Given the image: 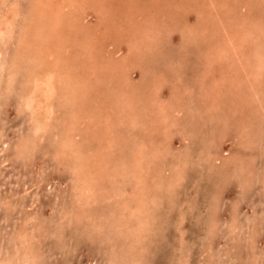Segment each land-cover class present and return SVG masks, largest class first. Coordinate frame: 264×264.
<instances>
[{
	"label": "rangeland",
	"instance_id": "obj_1",
	"mask_svg": "<svg viewBox=\"0 0 264 264\" xmlns=\"http://www.w3.org/2000/svg\"><path fill=\"white\" fill-rule=\"evenodd\" d=\"M12 1L19 3L18 12L21 11V13L14 17L16 22L14 21L15 25H12L13 30H11L10 36H6L3 40L0 38V72L2 71V74L0 73L2 76H0V250H2L0 251V264H7L8 262V264H264V68L261 75L258 70V66L264 62V0H114V2L113 0H85L84 2L79 0V3L73 2L74 4L70 0H39L41 4L37 8L32 4L34 0H20V2L19 0H0V12H4L11 17L8 7ZM68 6L71 11L72 8L76 9L73 10L78 14L73 18L71 17L69 24L67 23L68 17H66L69 15L67 12L70 11L69 8H66ZM136 6H138V9ZM62 7H65V9ZM142 7L146 8L143 9ZM32 8H36L34 10L36 14L33 12L31 14L27 13ZM53 8L54 10H52ZM140 13L147 16L143 17ZM81 14L85 15L84 19L86 20L82 24L86 22L90 28L86 24L80 25L79 22H73L77 21ZM33 15H37L40 20L32 21ZM219 16L222 18L218 19ZM53 19L57 21L54 22ZM173 19L174 21H172ZM52 20L54 23H52ZM176 20L177 22H175ZM47 21H49V24ZM183 21L186 22L182 23ZM112 22L114 23L112 24ZM30 23L34 24V27L30 26ZM257 23L259 26L256 25ZM54 25H57L58 28L57 26L52 27ZM91 26L94 27V31L96 29L97 34L92 33ZM171 26L175 28H173L174 31L170 28ZM31 27L33 29H30ZM49 27L52 29H49ZM185 27L186 29H184ZM131 28L133 29L131 30ZM190 28H193L192 31ZM102 30L104 33H102ZM22 31L24 34L26 33V46H28L29 51H26L27 58L25 60L18 61L16 67L19 71L16 72L18 75H15L11 73L9 67ZM171 32L172 34H170ZM44 33L48 38L52 37V43L55 45L51 44L49 47L54 53L49 52L48 57L43 56L45 59L43 62H36V56L34 55L37 50L35 51V49L39 47V44L43 45L44 43V46L41 45L38 48L44 51L45 43L50 39H45ZM150 33L153 34L154 39H151L153 37ZM68 35L69 37H67ZM141 35L142 39L140 38ZM143 35L151 37L148 38ZM40 36L41 38H39ZM161 36L164 38L163 40ZM97 38L99 39L96 40ZM184 38L188 39L185 40ZM87 39L89 42H85ZM55 40H58V42ZM56 42L59 47L56 46ZM79 43L83 44L80 45ZM86 43L88 46H84ZM233 43L234 45H232ZM154 45L158 46L156 50ZM143 47H147L148 51H146L147 48ZM85 48L89 50L92 48L91 52L88 49L86 50L92 55L84 51ZM59 50H61V53ZM78 50L80 52L82 50L83 54H80ZM129 50L131 51L129 52ZM255 50L260 53L255 55L253 53ZM93 51L96 54H94L95 56ZM152 52L154 53L152 54ZM76 53L77 55H75ZM78 53L83 56H79ZM148 55H150V58L147 57ZM204 55L205 57H203ZM58 56H60V60ZM64 56H68L69 60ZM156 56L158 59H156ZM61 57H64V60L62 59L64 62L61 61ZM93 57L96 59V63L92 59ZM200 59L203 61H199ZM4 60L5 62H3ZM75 61L77 62L75 63ZM53 63L59 65L60 71L64 72L63 76L68 79L67 81L71 77L72 80L70 81L75 83L77 79L80 78L79 81H81L82 78L85 86L80 87L78 90L79 99H75L70 87L62 89L60 88L61 85H57V93H61H56L55 98L57 100H52L53 104L57 105H55V114L51 117L49 130L38 133V137L35 139L32 138V135H34L33 119H39V117L42 119L43 115L32 118L33 115L36 117V113H33L35 112L33 106L25 105L26 98L29 95L27 93L32 89L31 82L26 83L25 81L30 80L35 72L38 73L42 70L40 73L44 74L43 71L51 68ZM108 63L110 65L114 64L115 67L110 66ZM20 68L23 70L21 69V71ZM24 70L25 73H23ZM27 71L34 72H30V74ZM123 71L132 77V84L130 85L134 87V91L127 92L125 95L120 91L123 90L121 84H118L120 81L125 82L124 75L126 74ZM6 73L11 75L8 76ZM26 73L30 76H26ZM66 75L69 77H66ZM37 76L40 78L39 73ZM213 77L218 78H215V80ZM8 78L13 81L11 82ZM232 78H236L233 79L236 81H231ZM99 79L101 84L98 83ZM160 80L162 81L161 84L157 83ZM190 80L192 81L190 82ZM240 80H243L244 83ZM249 81H251V84L246 85ZM156 83L160 85L158 86ZM175 84L181 85L178 87ZM188 85H190V88ZM113 86L114 89H111ZM248 87L253 88V90ZM110 92H112L111 95ZM157 92L162 99L156 100L155 104L158 108L159 106L164 107V114L161 113L162 108L158 109L155 108L156 105H153L154 100L157 99L153 95ZM8 95L9 98H6ZM107 95L109 96L107 97ZM140 96L143 98L142 100ZM253 96L256 99L259 98L257 99L259 101ZM122 98L125 100H121L120 104L119 100ZM66 99H69V101H66ZM253 99L257 102H254ZM142 101L144 105L140 103ZM160 101L161 103H159ZM135 102H139L138 107L137 104L133 106ZM162 102H165V106ZM171 104H174L172 107H176L174 109L179 112L172 113L170 111ZM206 104L208 105L206 106ZM212 104H215V111ZM181 106L185 107L181 108ZM42 107L39 108L40 111L35 109L38 113L43 114L44 107ZM133 107L138 111L135 108L133 111L128 110L129 108L133 109ZM232 107L235 108L232 110ZM79 109L80 111H78ZM152 110L154 115L151 113ZM86 111H92L95 114L97 112L98 114L95 115L92 112L87 114ZM137 112H140L141 115ZM69 113H75V117H77V120L75 117L71 119H75V132L70 131L72 135L67 139V151L63 147L66 154L60 152L61 156L58 158L55 157L54 150L59 147L60 142L55 134L65 129ZM109 114H111L112 119ZM159 115L162 117L166 115L168 118H165L168 120L165 118L160 120ZM82 117L84 120L81 119ZM113 117L118 118H115V120ZM120 117L121 120H119ZM94 118H98V120ZM155 118L157 121H155ZM170 119L173 121V125L170 123ZM146 120L149 121L146 122ZM221 121L224 123H220ZM141 122L143 123L141 124ZM154 122H158V124ZM225 123H228V127ZM139 124L142 128L139 126L138 129ZM91 127L93 128L91 129ZM163 127L167 128L163 130ZM109 128L110 130H108ZM95 132L97 133L95 134ZM159 133L163 136L160 137ZM117 134L118 136H116ZM132 137H134V140ZM79 138H82L81 141ZM126 138L130 141L128 142ZM18 141L25 144L26 148L23 149V145H20ZM30 142L34 143L30 144ZM56 142L58 143L56 144ZM124 142L126 144H123ZM213 143L214 145H212ZM186 150L189 152H186ZM19 152L23 155L21 156ZM132 153L133 155H131ZM201 155L204 156V159L200 157ZM64 166L65 169H63ZM116 175L117 177H115ZM215 182H218V185ZM110 184L115 186L110 188ZM76 185L81 186L76 187ZM173 185L175 186L173 187ZM131 191L132 193H130ZM140 193H143L144 196H141ZM123 194L125 199L122 197ZM88 195H91L94 199ZM2 199L7 202L4 203L5 200ZM126 199H130L129 202ZM87 204L88 206H86ZM138 205H140V209ZM154 205L155 207H153ZM115 206H117L116 209ZM120 209L122 210L120 211ZM149 222L150 224H148ZM134 224H137V229ZM58 234L60 236H57ZM8 237L9 239H7ZM6 242L7 245L4 247ZM124 242H126V245H122ZM112 247H115V249L111 250ZM24 249L28 254L24 252ZM111 251L115 253H113L114 256ZM18 253H21V255L19 254L20 257L17 256ZM22 253H25L26 257ZM117 253L118 255H116ZM2 256L4 258H1ZM16 259L22 260H18V262Z\"/></svg>",
	"mask_w": 264,
	"mask_h": 264
},
{
	"label": "bare ground",
	"instance_id": "obj_2",
	"mask_svg": "<svg viewBox=\"0 0 264 264\" xmlns=\"http://www.w3.org/2000/svg\"><path fill=\"white\" fill-rule=\"evenodd\" d=\"M31 1V0H30ZM62 1V0H61ZM67 1V0H66ZM71 2H72V4H74V3H79L78 1L79 0H70ZM85 0H82V2H84ZM143 1V0H142ZM145 1V0H144ZM19 2H20V0H19ZM29 2V1H28ZM54 2V1H53ZM65 2V1H64ZM70 2V3H71ZM74 2V3H73ZM81 2V1H80ZM113 2H114V0H113ZM30 3V2H29ZM28 3V4H29ZM61 3V2H60ZM67 3V2H66ZM111 3V2H110ZM139 3H140V1H139ZM144 3H146V2H144ZM143 3V4H144ZM1 4V3H0ZM32 4L33 5H35V7L37 8L41 3L39 2V0H34L33 2H32ZM101 4V3H100ZM43 5V4H42ZM68 5H69V3H68ZM83 5V4H82ZM81 5V6H82ZM119 5V4H118ZM146 5V4H145ZM2 6V5H1ZM4 6V5H3ZM24 6V5H23ZM154 6V5H153ZM217 6H218V3H217ZM52 7H54V6H52ZM137 7V9H138V6H136ZM31 8V7H30ZM35 8V9H36ZM62 8H64L65 9V7H62ZM66 8H69V6L68 7H66ZM140 8V7H139ZM143 8V7H142ZM144 8H146V7H144ZM143 8V9H144ZM221 8V7H220ZM8 9H9V12H10V14L12 15L11 17L10 16H7L4 12H0V38H2V40L6 37V36H10V33H11V30H13V26L12 25H15V23H14V21H15V16H18L17 14H20L21 13V11H20V13L18 12L19 11V3H17V2H14V1H12L11 2V4H10V6L8 7ZM27 9H29V8H27ZM33 9V8H32ZM30 9L29 10V12L27 11V10H25V11H27V13H29V14H31L32 12L33 13H35V9ZM42 9H44V8H42ZM63 9V10H64ZM74 8H72V11L70 10V8H69V10L70 11H68L67 12V14H69V15H67L66 17H68V21H67V23L68 22H70L69 20L71 19V17L73 18V16H76V15H78L77 14V12L75 11L74 12V10H76V9H74ZM119 9V8H118ZM217 9V8H216ZM52 10H54V8L52 9ZM87 10V9H86ZM100 10V9H99ZM120 10V9H119ZM24 11V12H25ZM42 11V10H41ZM48 11V10H47ZM58 11V10H57ZM67 11V10H66ZM118 11V10H117ZM139 11H141V10H139ZM18 12V13H17ZM51 12V11H50ZM49 12V13H50ZM86 12V11H85ZM163 12V11H162ZM222 12H224V11H222ZM26 13V14H27ZM61 13V12H60ZM63 13V12H62ZM117 13V12H116ZM167 13V12H166ZM36 14V13H35ZM55 14V13H54ZM141 14V13H140ZM210 14V13H209ZM222 14V13H221ZM45 15V14H44ZM142 15V14H141ZM228 15V14H227ZM226 15V16H227ZM236 15V14H235ZM32 16V15H31ZM61 16V15H60ZM84 16L85 15H83V14H81V16H79L80 18L77 20V21H73L74 23H77V22H79L80 23V25H84V24H86V22H84V24H82V22L85 20L84 19ZM88 16H90V15H88ZM143 16V15H142ZM144 16H147V15H145L144 14ZM143 16V17H144ZM151 16V15H150ZM214 16V15H213ZM234 16V15H233ZM232 16V17H233ZM254 16V15H253ZM20 17V16H19ZM26 17V16H25ZM24 17V18H25ZM47 17H49V16H47ZM149 17V16H148ZM152 17V16H151ZM150 17V18H151ZM217 17V16H216ZM220 17L221 16H219V18L218 19H220ZM231 17V18H232ZM14 18V19H13ZM21 18V17H20ZM33 19H32V21L33 20H40V18L39 17H37V15H33V17H32ZM38 18V19H37ZM45 18H46V16H45ZM54 18V17H53ZM78 18V17H77ZM112 18V17H111ZM140 18V17H139ZM214 18H215V16H214ZM222 18V17H221ZM42 19V18H41ZM43 19H44V17H43ZM47 19V18H46ZM50 19H52L51 17H50ZM56 19V18H55ZM75 19H76V17H75ZM153 19V18H152ZM245 19V18H244ZM247 19V18H246ZM22 20H24L23 18H22ZM48 20V19H47ZM54 20V19H53ZM53 20H52V23H54L55 21H57V20H54V22H53ZM65 20V19H64ZM74 20V19H73ZM150 20V19H149ZM155 20V19H154ZM165 20V19H164ZM171 19L169 18V21H170ZM252 20V19H251ZM258 20V19H257ZM256 20V21H257ZM51 21V20H50ZM62 21H63V19H62ZM86 21V20H85ZM168 21V20H167ZM172 21H174V19L172 20ZM243 21H245V20H243ZM249 21V20H248ZM16 22V21H15ZM24 22V21H23ZM23 22H21V23H23ZM49 21H47V23H48ZM175 22H177V20L175 21ZM186 22V21H185ZM184 21L182 22V23H185ZM258 22H259V20H258ZM13 23V24H12ZM33 23V22H32ZM32 23H30L29 25L30 26H33L34 24H32ZM42 23H43V21H42ZM51 23V22H50ZM64 23H65V21H64ZM90 23V22H89ZM96 23V22H95ZM114 22H112V24H113ZM156 23V22H155ZM164 23H166V22H164ZM256 23V22H255ZM254 23V24H255ZM40 24V23H39ZM49 24V23H48ZM69 24V23H68ZM106 24V23H105ZM172 24V23H171ZM260 24V23H259ZM86 25H88V28H90L89 27V24L87 23ZM85 25V26H86ZM129 25V24H128ZM176 25V24H175ZM220 25V24H219ZM256 25H258V23L256 24ZM27 26V25H26ZM51 26V25H50ZM55 26H57V25H54V26H52V27H55ZM71 26V25H70ZM75 26V25H74ZM85 26H83L84 28H85ZM165 26H166V24H165ZM174 26V25H173ZM177 26H179V25H177ZM183 26V25H182ZM184 26H185V24H184ZM195 26V25H194ZM194 26H193V28H194ZM217 26V25H216ZM259 26V25H258ZM34 27V26H33ZM62 27V26H61ZM64 27V26H63ZM73 27V26H72ZM87 27V26H86ZM94 27H95V25H94ZM93 27V28H94ZM159 27V26H158ZM160 27H163V26H160ZM263 27V26H262ZM25 28V27H24ZM51 27H49V29H50ZM57 28H58V26H57ZM70 28V27H69ZM69 28H68V30H69ZM78 28V27H77ZM91 28H92V26H91ZM92 28V33L93 32H95L96 31V29H95V31H94V29ZM134 28V27H133ZM133 28H131V30L133 29ZM170 28H172V26L170 27ZM174 28V27H173ZM173 28H172V30H173ZM192 28V29H193ZM196 28V27H195ZM30 29H33L32 27L30 28ZM40 29H42V28H40ZM52 29V28H51ZM54 29V28H53ZM97 29H98V27H97ZM157 29V28H156ZM175 29V28H174ZM179 29V28H178ZM184 29H186V27L184 28ZM191 29V28H190ZM192 29H191V31H192ZM246 29V28H245ZM259 29V28H258ZM43 30V29H42ZM48 30V29H47ZM62 30H63V28H62ZM66 30V29H65ZM72 30V29H71ZM81 30V29H80ZM88 30V29H87ZM159 30H161V29H159ZM180 30V29H179ZM261 30V29H260ZM30 32H31V30H29ZM49 31V30H48ZM64 31V30H63ZM77 31V30H76ZM106 31V30H105ZM170 31V30H169ZM174 31V30H173ZM180 31H182V30H180ZM185 31V30H184ZM193 31H195V30H193ZM262 31V30H261ZM51 32H53V31H51ZM51 32H50V34H51ZM58 32V31H57ZM60 32V31H59ZM80 32V31H79ZM79 32H77V33H79ZM87 32V31H86ZM107 32V31H106ZM134 32V31H133ZM146 32V31H145ZM197 32V31H196ZM200 32V31H199ZM198 32V33H199ZM246 32V31H245ZM263 32V31H262ZM60 33H62V32H60ZM60 33H58V34H60ZM90 33V32H89ZM96 33V32H95ZM102 33H104V31L102 30ZM130 33L131 34H133L131 31H130ZM135 33V32H134ZM147 33H149V32H147ZM146 33V34H147ZM247 33V32H246ZM26 34V33H25ZM25 34H24V32L22 31L21 32V34H20V36H19V41H18V45L16 46V49H14L15 50V52H14V55H13V57H12V59H11V64H10V67H9V70L11 69V73L12 74H15V75H18V74H16V72L18 73V71H19V69H17V67H16V65L18 64V61H21V60H25L26 58H27V52L26 51H29L28 49H27V47L28 46H26L27 44H26V40L27 39H25ZM32 34V33H31ZM45 34V33H44ZM67 34H68V31H67ZM71 34V33H70ZM69 34V35H70ZM73 34H75V33H73ZM87 34V33H86ZM94 34V33H93ZM93 34H90L91 36L93 35ZM97 34V33H96ZM100 34V33H99ZM136 34V33H135ZM134 34V35H135ZM151 35H152V37H153V34L152 33H150ZM155 34H156V32H155ZM170 34H172V32L170 33ZM193 34V33H192ZM40 35V34H39ZM43 35V34H42ZM53 35V34H52ZM61 35V34H60ZM60 35H59V37H60ZM63 35H65V34H63ZM69 35L67 36V37H69ZM101 35V34H100ZM105 35V34H104ZM137 35V34H136ZM149 35V34H148ZM148 35H143V36H146V37H148ZM157 35H158V33H157ZM183 35H185V34H183ZM35 36V35H34ZM33 36V37H34ZM43 36H46L45 37V39H49L48 37H47V35L45 34V35H43ZM66 36V35H65ZM64 36V37H65ZM71 36V35H70ZM79 36H80V34H79ZM155 36V35H154ZM32 37V38H33ZM58 37V38H59ZM62 37V36H61ZM102 37V36H101ZM106 37V36H105ZM151 37V36H150ZM150 37H148V38H150ZM39 38H41V36L39 37ZM38 38V39H39ZM130 38V37H129ZM141 39H142V35H141V37H140ZM161 38H162V36H161ZM168 38V37H167ZM181 38H183V37H181ZM18 39V38H17ZM34 39V38H33ZM75 39H77V38H75ZM90 39V38H89ZM99 38H97L96 40H98ZM131 39V38H130ZM141 39L139 40V42L141 41ZM145 39V38H144ZM147 39V38H146ZM151 39H154V37L153 38H151ZM164 38H162V40H163ZM166 39V38H165ZM185 40L186 39H188V38H184ZM240 39V38H239ZM7 40V39H6ZM63 40V39H62ZM74 40V39H73ZM78 40V39H77ZM80 40V39H79ZM85 40V39H84ZM91 40V39H90ZM158 40H159V38H158ZM190 40V39H189ZM232 40V39H231ZM31 41V40H30ZM55 41H57L58 42V40H55ZM61 41V40H60ZM66 41V40H65ZM92 41L94 42V40L92 39ZM147 41V40H146ZM149 41V40H148ZM151 41V40H150ZM223 41V40H222ZM28 43H29V41H27ZM43 42V41H42ZM41 42V43H42ZM56 42V46H57V43ZM69 42H70V40H69ZM83 42V41H82ZM85 42H89L88 41V39L85 41ZM84 42V43H85ZM138 42V43H139ZM143 42V41H142ZM153 42H154V40H153ZM134 44H135V42H133ZM160 43V42H159ZM209 43V42H208ZM229 43V42H228ZM46 45H45V47L43 48V50L44 51H42V50H40V49H38L41 45L39 44V47L37 48V49H35L34 47V49H35V51L37 52L34 56H36V58H35V60H36V62H43L45 59H44V55H46L47 56V54H49V52H52V53H54V51L49 47V46H51V44H53L52 43V37L48 40V42L47 43H45ZM66 44V43H65ZM77 44V43H76ZM80 45H82L83 43H79ZM129 44H131L130 42H129ZM141 44V43H140ZM154 44V43H153ZM248 44V43H247ZM30 45V44H29ZM34 45H36V44H34ZM48 45V46H47ZM53 45H55V44H53ZM59 45V44H58ZM63 45H64V43H63ZM79 45V46H80ZM125 45V44H124ZM136 46H137V44H135ZM143 45V44H142ZM146 45V44H145ZM228 45V44H227ZM226 45V46H227ZM232 45H234V43L232 44ZM3 46V45H2ZM42 46H44V43H43V45ZM65 46V45H64ZM66 46H68V45H66ZM72 46V45H71ZM84 46H88L87 45V43H86V45L84 44ZM91 46V45H90ZM95 46H97V45H95ZM134 46V45H133ZM132 46V47H133ZM135 46V47H136ZM231 46V45H230ZM57 47H59V46H57ZM57 47H56V50H57ZM76 47V46H75ZM91 47H94V46H91ZM103 47V46H102ZM101 47V48H102ZM128 47V46H127ZM148 47H149V45H148ZM156 46L154 45V48H155ZM229 47V46H228ZM31 48H32V46H31ZM49 48H50V50H49ZM110 48V47H109ZM129 48V47H128ZM127 48V49H128ZM143 48H147V47H143ZM158 48V46L155 48V50ZM161 48V47H160ZM164 48V47H163ZM186 48V47H185ZM205 48H206V46H205ZM30 49V48H29ZM65 49V48H64ZM63 49V50H64ZM80 49V48H79ZM88 48H85L84 49V51H86ZM92 49V48H91ZM90 49V50H91ZM207 49V48H206ZM238 49V48H237ZM3 50H4V48H3ZM2 50V51H3ZM32 50V49H31ZM52 50V51H51ZM61 50H62V48H61ZM61 50H59V52L61 51ZM89 50V49H88ZM89 50V51H90ZM151 50V49H150ZM152 50H154L153 48H152ZM151 50V51H152ZM154 50V51H155ZM159 50V49H158ZM157 50V52L159 53V51ZM239 50V49H238ZM6 51V50H5ZM64 51H66V50H64ZM79 51V50H78ZM77 51V52H78ZM89 51H86L87 53H89ZM92 51V50H91ZM90 51V52H91ZM97 52H98V49L96 50ZM114 51V50H113ZM131 50H129V52H130ZM146 51H148V48H147V50ZM8 52V51H7ZM56 52V51H55ZM70 52V51H69ZM94 52V51H93ZM156 52V51H155ZM1 53V52H0ZM5 53V52H4ZM61 53V52H60ZM63 53H65V52H63ZM75 53V52H74ZM79 53L80 54H83V52H82V50H81V52L79 51ZM78 53V54H79ZM85 53V52H84ZM86 53V54H87ZM116 53V52H115ZM114 53V54H115ZM154 52H152V54H153ZM224 53V52H223ZM237 53H239L240 54V52H238L237 51ZM255 55H258L260 52L258 51V50H255V52H253ZM51 54V53H50ZM79 54V56H83V55H80ZM86 54H85V56H86ZM89 54H91L92 55V53H89ZM95 54V52L93 53V55ZM98 54V53H97ZM203 54V53H202ZM253 54V55H254ZM60 55H63V54H60ZM65 55V54H64ZM75 55H77V53L75 54ZM96 55V54H95ZM94 55V56H95ZM112 55V54H111ZM160 55V54H159ZM184 55V54H183ZM244 55H246V54H244ZM243 55V57L245 58V56ZM56 56V55H55ZM72 56V55H71ZM101 56V55H100ZM125 56H127V55H125ZM131 56V55H130ZM137 56V55H136ZM141 56V55H140ZM150 55H148L147 57H149ZM201 56V55H200ZM211 56V55H210ZM249 56V55H248ZM30 57V56H29ZM48 57V56H47ZM46 57V58H47ZM50 57V56H49ZM59 57V60H60V56H58ZM65 57V56H64ZM63 57V58H64ZM67 58H68V56H66ZM65 57V58H66ZM87 57H89L88 56V54H87ZM132 57V56H131ZM157 57V56H156ZM156 57H154V58H156ZM203 57H205V55L203 56ZM43 58V59H42ZM51 58V57H50ZM52 58H53V56H52ZM55 58V57H54ZM62 57H61V61H62V59H63ZM66 58V59H67ZM91 58V57H90ZM96 58V57H95ZM128 58V57H127ZM150 58V57H149ZM162 58V57H161ZM78 59V58H77ZM79 59H80V57H79ZM82 59V58H81ZM85 59H86V57H85ZM94 61L96 60V59H94V57L92 58ZM97 59H98V57H97ZM134 59H135V57H134ZM143 59V58H142ZM147 59V58H146ZM156 59H158V57L156 58ZM201 59H202V56H201ZM199 60V61H203V60ZM34 60V61H35ZM48 60V59H47ZM50 60H52V59H50ZM64 60V59H63ZM68 60H69V58H68ZM74 60V59H73ZM99 60V59H98ZM101 60V59H100ZM109 60V59H108ZM124 60H125V58H124ZM132 60V59H131ZM144 60H145V58H144ZM152 60V59H151ZM154 60V59H153ZM197 60V59H196ZM212 60H214V59H212ZM246 60V59H245ZM261 60V59H260ZM259 60V61H260ZM263 60V59H262ZM28 61V60H27ZM53 61V60H52ZM54 61H56V60H54ZM60 61V62H61ZM67 61V60H66ZM83 61V60H82ZM87 61V60H86ZM111 61V60H110ZM120 61H122V60H120ZM120 61H118L119 63H120ZM133 61H135V60H133ZM150 61V60H149ZM3 62H5V60L3 61ZM26 62V61H25ZM62 62H64V61H62ZM77 61H75V63H76ZM85 62V61H84ZM91 62V61H90ZM112 62V61H111ZM110 62V64H112ZM123 62V61H122ZM135 62H137V61H135ZM152 62V61H151ZM261 62V61H260ZM32 63V62H31ZM50 63H52V62H50ZM57 63V62H56ZM56 63H53L52 64V66H51V68H47L45 71H43L44 72V74L42 73H40V72H38L39 74H40V78H39V76H37L38 75V73H34V74H37V75H34V74H32V77H30V80H27V81H25L26 79L24 78V81L26 82V83H29V81L31 82L30 84H31V88L32 89H30V92L29 93H27V94H29L28 95V98H26L27 99V101L25 102V105H28L29 107H32L33 106V111H35V112H33V113H36V117H35V115H33V117L32 118H38L39 116H41V115H43V118L41 119V117H39V119H33L34 120V122H33V124H34V135H32V138H35V139H37V137H38V133H41V132H43V131H45V130H49V126H50V123H51V117H52V115H54L55 114V109H56V106L55 105H57V104H53L54 102L52 101L53 99H55V100H57V98H55V94L57 93V90H56V88H57V85H61V87L60 88H62V89H67L68 87H70V90H72L73 91V96L75 97V99L76 98H78V90L80 89V87H83L82 85H84V83L85 82H82V78H81V81H79L80 80V78H79V80L77 79V81H75V83L73 82V81H70V80H72V78L70 77L69 79V81H67L68 79L66 78L65 79V77L63 76L64 75V72H61L60 70H61V68H59V65H57ZM67 63H69V62H67ZM88 63V62H87ZM95 63H96V61H95ZM98 63H99V61H98ZM126 63V62H125ZM129 63V62H128ZM141 63V62H140ZM215 63V62H214ZM244 63H246V62H244ZM34 64V63H33ZM44 64V63H43ZM47 64V63H46ZM63 64V63H62ZM84 65H85V63H83ZM90 64H92V63H90ZM109 64V63H108ZM109 64V65H110ZM121 64V63H120ZM119 64V65H120ZM175 64V63H174ZM200 64V63H199ZM235 64V63H234ZM249 64V63H248ZM48 65H49V63H48ZM97 65V64H96ZM104 65V64H103ZM114 65V64H113ZM113 65H110V66H113ZM132 66H133V64H131ZM146 65V64H145ZM156 65H157V62H156ZM215 65V64H214ZM32 66H34V65H32ZM45 66V65H44ZM43 66V67H44ZM71 66V65H70ZM117 66H118V64H117ZM239 66V65H238ZM237 66V67H238ZM264 66V62H263V64L262 65H259L258 66V70H259V74L261 75V72L263 71L262 69L264 68L263 67ZM28 67V66H27ZM39 67V66H38ZM83 67V66H82ZM81 67V68H82ZM90 67V66H89ZM93 67V66H92ZM103 67V66H102ZM113 67H115V66H113ZM119 67V66H118ZM153 67V66H152ZM240 67V66H239ZM248 67V66H247ZM45 68V67H44ZM71 68V67H70ZM103 68H105V67H103ZM124 68V67H123ZM158 68V67H157ZM234 68H236V67H234ZM14 69V70H13ZM22 68H20V70H21ZM32 69V68H31ZM43 69V68H42ZM65 69V68H64ZM76 69V68H75ZM74 69V70H75ZM79 69V68H78ZM84 69H85V66H84ZM121 69H122V67H121ZM130 69H132V68H130ZM154 69V68H153ZM204 69V68H203ZM237 69V68H236ZM249 69V68H248ZM23 70V69H22ZM21 70V71H22ZM27 70H29V69H27ZM71 70H72V68H71ZM70 70V71H71ZM77 70V69H76ZM81 70V69H80ZM94 70H95V68H94ZM127 70V69H126ZM135 70V69H134ZM183 70H185V69H183ZM187 70V69H186ZM63 71V70H62ZM66 71H68V70H66ZM65 71V72H66ZM73 71V70H72ZM93 71V70H92ZM108 71V70H107ZM106 71V72H107ZM121 71V70H120ZM128 71V70H127ZM252 71V70H251ZM26 71L24 70V72L23 73H25ZM27 72H29V71H27ZM30 72H34V71H30ZM29 72V73H30ZM91 72V71H90ZM100 72H102V71H100ZM104 72V71H103ZM111 72V71H110ZM124 72V71H123ZM161 72V71H160ZM1 74H2V71L0 72ZM82 73V72H81ZM93 73V72H92ZM109 73V72H108ZM125 73V72H124ZM189 73H191V72H189ZM193 73V72H192ZM214 73V72H213ZM217 73V72H216ZM215 73V74H216ZM255 73H256V71H255ZM258 73V72H257ZM7 74V73H6ZM20 74V73H19ZM31 74V73H30ZM75 75H76V73H74ZM91 74V73H90ZM97 74H98V72H97ZM126 75H124V81L125 82H122V81H120L118 84H121V86H122V89L123 90H120L122 93H123V95H125V94H127V92H131V91H134V87L133 86H131L130 84H132L131 83V80H132V77H130L129 75H127V72L125 73ZM141 74V73H140ZM237 74V73H236ZM8 76H10L11 74H7ZM22 75V74H21ZM25 75V74H24ZM77 75H78V73H77ZM80 75V74H79ZM88 75V74H87ZM92 75V74H91ZM96 75V74H95ZM145 75V74H144ZM176 75V74H175ZM194 75V74H193ZM192 75V76H193ZM1 76V75H0ZM6 76V75H5ZM26 76H28V74L26 73ZM30 76V75H29ZM28 76V77H29ZM73 76V75H72ZM85 77H86V74L84 75ZM97 76V75H96ZM95 76V77H96ZM146 76V75H145ZM160 76V75H159ZM216 76V75H215ZM257 76H258V74H257ZM2 77V76H1ZM17 77V76H16ZM15 77V78H16ZM38 77V78H37ZM66 77H69V76H67L66 75ZM79 77V76H78ZM83 77V76H82ZM143 77V76H142ZM219 77H221V76H219ZM234 77V76H233ZM260 77V76H259ZM74 78V77H73ZM84 78V77H83ZM97 78V77H96ZM95 78V79H96ZM103 78V77H102ZM109 79H110V77H108ZM194 78H195V75H194ZM210 78V77H209ZM214 78V77H213ZM215 78H218V77H215ZM214 78V79H215ZM238 78V77H237ZM249 78V77H248ZM4 79V78H3ZM9 80H10V78H8ZM18 79V78H17ZM19 79H20V77H19ZM92 79V78H91ZM161 79V78H160ZM166 79V78H165ZM190 79H192V78H190ZM220 79V78H219ZM224 79V78H223ZM233 79H236V78H232V80L231 81H233V82H235L236 80H233ZM250 79V78H249ZM0 80H1V78H0ZM156 80V79H155ZM154 80V81H155ZM186 80V79H185ZM196 80V79H195ZM216 80V79H215ZM221 80V79H220ZM239 80V79H238ZM3 81V80H2ZM8 81V80H7ZM11 82L13 81V80H10ZM96 81H97V79H96ZM112 81H113V79H112ZM150 81V80H149ZM163 81H165L164 79H163ZM176 81H177V79H176ZM175 81V83H177ZM192 80H190V82H191ZM208 81H211V80H208ZM218 81V80H217ZM224 81H226V80H224ZM229 81H230V79H229ZM230 81V82H231ZM241 81V80H240ZM243 81V80H242ZM241 81V82H242ZM18 82H19V80H18ZM22 82V81H21ZM91 82V81H90ZM95 82V81H94ZM135 82V81H134ZM160 82H162L161 80L160 81H158L157 83H160ZM219 82H221V81H219ZM223 82V81H222ZM230 82H229V84H230ZM238 82V81H237ZM236 82V83H237ZM241 82H240V84H241ZM251 81H249V82H247V84L246 85H250L251 83H250ZM99 84H101L100 83V79H99V82H98ZM103 83H104V81H103ZM156 83V85H160V84H157ZM165 83V82H164ZM179 83V82H178ZM185 83V82H184ZM227 83V82H226ZM242 83H244V81L242 82ZM87 84V83H86ZM109 84H110V82H109ZM150 84V83H149ZM190 84V83H189ZM222 84V83H221ZM3 85V84H2ZM5 85H6V83H5ZM25 85V84H24ZM89 85V84H88ZM139 85H140V82H139ZM143 85H144V83H143ZM152 85V84H151ZM155 85V86H156ZM175 85H177V84H175ZM181 85V84H180ZM180 85H177L178 87H180ZM191 85V84H190ZM190 85H188L189 86V88H190ZM227 85V84H226ZM246 85H244V86H246ZM29 86V85H28ZM85 86V85H84ZM90 86V85H89ZM95 86V85H94ZM118 86V85H117ZM146 86V85H145ZM154 86V87H155ZM171 86V85H170ZM235 86V85H234ZM238 86H240V85H238ZM241 86H242V84H241ZM240 86V87H241ZM22 87H24V86H22ZM63 87H66V88H63ZM175 87V86H174ZM173 87V88H174ZM186 87V86H185ZM243 87V86H242ZM247 87V86H246ZM245 87V88H246ZM99 88H100V86H99ZM109 88V87H108ZM127 88V89H126ZM152 88H153V86H152ZM157 88V87H156ZM248 88H250V87H248ZM256 88V87H255ZM5 89V88H4ZM83 90H84V88H82ZM87 89V88H86ZM95 89V88H94ZM97 89V88H96ZM105 89H106V87H105ZM111 89H114V86H113V88H111ZM117 89H118V87H117ZM116 89V90H117ZM145 89V88H144ZM144 89H139V90H144ZM151 89V88H150ZM159 89H160V87H159ZM186 89H187V87H186ZM250 89H252L253 90V88H250ZM83 90H81V91H83ZM97 90H99V89H97ZM145 90H147V89H145ZM156 90V89H155ZM208 90H210V89H208ZM238 90V89H237ZM243 91H244V89H242ZM15 91V90H14ZM85 91V90H84ZM83 91V92H84ZM86 91H88V90H86ZM104 91V90H103ZM114 91V90H113ZM120 91H117V92H120ZM235 91H236V88H235ZM256 91V90H255ZM262 91V90H261ZM17 92V91H16ZM105 92V91H104ZM137 92H139V91H137ZM153 92V91H152ZM252 92H254V91H252ZM260 92V91H259ZM61 93V92H60ZM59 92L57 93V94H60ZM88 93V92H87ZM96 93V92H95ZM101 93V92H100ZM106 93H108V92H106ZM111 93L112 92H110V95H111ZM208 93V92H207ZM207 93H206V95H207ZM225 93V92H224ZM257 93V92H256ZM9 94V93H8ZM17 94V93H16ZM101 94H103V93H101ZM114 94V93H113ZM118 94V93H117ZM116 94V95H117ZM120 94V93H119ZM132 94V93H131ZM141 94V93H140ZM140 94H138V95H140ZM201 94V93H200ZM209 94H211V93H209ZM38 95H39V98H38ZM64 95V94H63ZM104 95V94H103ZM115 95V94H114ZM123 95H122V97H123ZM143 95H144V93H143ZM145 95H148V94H145ZM151 95H153V94H151ZM250 95V94H249ZM253 95V94H252ZM15 96V95H14ZM109 95H107V97H108ZM113 96V95H112ZM165 96H166V94H165ZM199 96V95H198ZM197 96V97H198ZM212 96V95H211ZM238 96V95H237ZM73 97V98H74ZM82 97V96H81ZM143 97V96H142ZM151 97V96H150ZM153 97H156L157 99H155L154 100V98H152L153 100H154V104L153 105H156L155 104V102H157L156 100H161L162 98H161V96H160V94L157 92V93H155L154 95H153ZM202 97V96H201ZM254 97V96H253ZM260 97V96H259ZM5 98V97H4ZM6 98H9V95H8V97H6ZM19 98V97H18ZM22 98V97H21ZM113 98V97H112ZM121 98V97H120ZM140 98H141V96H140ZM140 98H139V100H140ZM148 98V97H147ZM158 98H160V99H158ZM196 98V97H195ZM194 98V99H195ZM203 98V97H202ZM209 98H210V96H209ZM241 98V97H240ZM246 98V97H245ZM255 98V97H254ZM59 99H60V97H59ZM79 99V98H78ZM96 99V98H95ZM113 99H115V98H113ZM124 98H122V99H120L119 100V103L120 102H122L121 100H123ZM143 98H141V100H142ZM148 99H150V98H148ZM244 99V98H243ZM256 99V98H255ZM255 99H253V101L255 100ZM257 99H259V98H257ZM256 99V100H257ZM2 100V99H1ZM63 100V99H62ZM69 101V99H66V101ZM84 100V99H83ZM93 100V99H92ZM105 100V99H104ZM104 100H102V101H104ZM107 100V99H106ZM117 100H118V98H117ZM125 100V99H124ZM138 100V101H139ZM196 100V99H195ZM254 101V102H257V101H259V100H257V101ZM97 101V100H96ZM109 101H111V100H109ZM144 101V100H143ZM140 102V103H142L143 105H144V102L146 101H144V102ZM151 101V100H150ZM164 101V100H163ZM166 101V100H165ZM196 101H198V99L196 100ZM200 101V100H199ZM95 102V101H94ZM112 102H116V101H112ZM128 102V101H127ZM131 103H132V101H130ZM227 102V101H226ZM231 102V101H230ZM247 102V101H246ZM58 103V102H57ZM67 103V102H66ZM65 103V104H66ZM80 103V102H79ZM92 103V102H91ZM159 103H161V101L159 102ZM163 103V102H162ZM177 103V102H176ZM205 103V102H204ZM204 103H203V105H204ZM212 103H214V102H212ZM220 103V102H219ZM244 103V102H243ZM253 103V102H252ZM64 104V105H65ZM106 104V103H105ZM121 104V103H120ZM126 104V103H125ZM137 104V107H138V105H139V102L138 103H136L135 102V104H133V106L134 105H136ZM165 104V102L163 103V105ZM190 104H191V101H190ZM196 104V103H195ZM232 104H234V103H232ZM255 104V103H254ZM61 105V104H60ZM128 105V104H127ZM151 105H152V103H151ZM174 104H171V109H170V111L172 112V113H177V112H179V111H177V110H175L174 108H176V107H172ZM208 104H206V106H207ZM214 105L215 104H212V108L214 109ZM258 105V104H257ZM1 106V105H0ZM44 107V111H43V114L40 112V113H38L37 111H36V109L38 110V111H40V109L39 108H41V107ZM77 106V105H76ZM111 106V105H110ZM123 106V105H122ZM129 106V105H128ZM141 106V105H140ZM148 106H149V102H148ZM165 106V105H164ZM168 106V105H167ZM166 106V107H167ZM188 107H189V105H187ZM223 106V105H222ZM236 106V105H235ZM254 106V105H253ZM42 107V108H43ZM79 107H82V106H79ZM131 107V106H130ZM136 107V106H135ZM135 107H133V109H128L129 111L131 110V111H133L134 110V108ZM136 107V108H137ZM145 107V106H144ZM153 107V106H152ZM182 107H185V106H181V108ZM194 107V106H193ZM209 107V106H208ZM36 108V109H35ZM59 108V107H58ZM117 108V107H116ZM126 108V107H125ZM135 108V109H136ZM151 108V107H150ZM154 108V107H153ZM152 108V109H153ZM155 108H158V106L156 105V107ZM160 108H162L161 109V113H163L164 114V111H163V109H164V107L162 106H159V108L158 109H160ZM191 108V107H190ZM196 108V107H195ZM211 108V109H212ZM216 108H217V106H216ZM235 108V107H234ZM233 107H232V110L234 109ZM16 109H17V107H16ZM66 110H67V107L65 108ZM72 109V108H71ZM86 110L88 109V108H85ZM143 109H146V108H143ZM148 109V108H147ZM186 109H188V108H186ZM194 109V108H193ZM218 109V108H217ZM89 110V109H88ZM114 110V109H113ZM137 110V109H136ZM135 110V111H136ZM142 110V109H141ZM150 110V109H149ZM155 110H157V109H155ZM169 110V109H168ZM189 110V109H188ZM191 110V109H190ZM238 110V109H237ZM78 111H80V109L78 110ZM77 111V112H78ZM82 111V110H81ZM97 111V110H96ZM122 111H124V110H122ZM138 111V110H137ZM147 111V110H146ZM158 111V110H157ZM191 111H193V110H191ZM214 111H215V109H214ZM218 111V110H217ZM57 112V111H56ZM87 112V111H86ZM88 112H90V111H88ZM87 112V114H89ZM92 112V111H91ZM90 112V113H91ZM103 112V111H102ZM107 112V111H106ZM143 112V111H142ZM145 112V111H144ZM155 112V111H154ZM263 112V111H262ZM60 113V112H59ZM92 113H94V112H92ZM99 113H101V112H99ZM109 113V112H108ZM134 113H136V112H134ZM137 113H140V112H137ZM147 113V112H146ZM151 113H153V110H152V112ZM150 113V114H151ZM157 113V112H156ZM160 113V114H161ZM188 113H190V112H188ZM70 114V113H69ZM95 114V113H94ZM98 113L96 112V114L95 115H97ZM133 114V113H132ZM131 114V115H132ZM148 114V113H147ZM183 114V113H182ZM186 114V113H185ZM184 114V115H185ZM226 114V113H225ZM84 115V114H83ZM85 115H86V113H85ZM101 115H102V113H101ZM110 116H111V114H109ZM128 115H130L129 113H128ZM135 115V114H134ZM140 115H141V113H140ZM139 114H138V116H140ZM143 115H144V113H143ZM153 115H154V113H153ZM183 115V116H184ZM18 116V115H17ZM76 115H75V113H71L70 115H68L67 116V118H68V120H67V122H66V127H65V129L62 131L61 130V132L59 131V133L58 132H56V134L55 135H57V138H58V141L60 142L59 143V147L56 149V150H54L55 151V157H60L61 155H60V152H62L61 154H66L65 153V151H64V149H63V147H65V149H66V151H67V149H68V147L66 146V144L68 143V141H67V139H68V137H70L72 134H71V132L73 133V132H75L74 131V126H75V119L77 120V117H75ZM88 116V115H87ZM87 116H85L86 118H87ZM109 116V117H110ZM136 116V115H135ZM156 116V115H155ZM160 116V115H159ZM171 116V115H170ZM183 116H182V118H183ZM224 116V115H223ZM73 117H75V119H73V120H71ZM84 117V116H83ZM83 117L81 118L82 120H84L83 119ZM89 117V116H88ZM92 117H93V115H92ZM95 117V116H94ZM118 117H119V115H118ZM118 117H115V118H118ZM150 117V116H149ZM148 117V118H149ZM165 117H166V115H165ZM164 117V115H163V117L162 116H160V120H163L162 118H165ZM114 118V117H113ZM114 118V119H115ZM124 118V117H123ZM130 118V117H129ZM137 118V117H136ZM147 118V117H146ZM146 118H144V119H146ZM151 118V117H150ZM149 118V119H150ZM154 118V117H153ZM156 118H159V117H156ZM156 118H155V121H157L156 120ZM166 118H168V117H166ZM165 118V119H166ZM174 118V117H173ZM181 118V119H182ZM228 118V117H227ZM232 119L234 118L233 116L231 117ZM29 119V118H28ZM80 119V120H81ZM95 119V118H94ZM97 120H98V118H96ZM95 119V120H96ZM111 119H112V116H111ZM133 119V118H132ZM178 119V118H177ZM116 120V119H115ZM119 120H121V117H120V119ZM118 120V121H119ZM129 120V119H128ZM154 120V119H153ZM153 120H150V121H153ZM166 120H168V119H166ZM180 120V119H179ZM225 120H226V117H225ZM228 120V119H227ZM235 120H236V118H235ZM59 121V120H58ZM58 121H56V122H58ZM61 121V120H60ZM66 121V120H65ZM73 121V122H72ZM135 121H136V119H135ZM149 121V120H148ZM147 120H146V122H148ZM217 121V120H216ZM72 122V123H71ZM123 122V121H122ZM134 122V121H133ZM145 121H144V123H146ZM160 122H162V121H160ZM169 122V121H168ZM172 122L173 121H171V119H170V123L172 124ZM180 122H182V121H180ZM241 122V121H240ZM26 123H27V120H26ZM68 123V124H67ZM89 123V122H88ZM87 123V124H88ZM98 123V122H97ZM109 123V122H108ZM127 123H128V121H127ZM143 122H141V124H142ZM150 123V122H149ZM155 123V122H154ZM154 123H151V124H154ZM220 123H224V122H220ZM242 123V122H241ZM240 123V124H241ZM244 124H245V122H243ZM77 124V123H76ZM90 124V123H89ZM104 124H106L105 122H104ZM117 124V123H116ZM133 124V123H132ZM147 124V123H146ZM151 124H149V125H151ZM155 124H158V122L157 123H155ZM166 124V123H165ZM171 124H169V125H171ZM174 124V123H173ZM172 124V125H173ZM175 124H176V121H175ZM226 124V123H225ZM228 124V123H227ZM226 124V125H227ZM79 125V124H78ZM86 125V124H85ZM91 125H93V124H91ZM112 125V124H111ZM137 125V124H136ZM159 125H160V123H159ZM224 125V124H223ZM94 126V125H93ZM102 126H104V125H102ZM130 126H133V125H130ZM139 126H140V124L138 125V129H139ZM144 126V125H143ZM147 126V125H146ZM162 126V125H161ZM164 126V125H163ZM176 126V125H175ZM174 126V127H175ZM219 126V125H218ZM217 126V127H218ZM245 126V125H244ZM26 127V126H25ZM87 127V126H86ZM95 127V126H94ZM135 127V126H134ZM141 127V126H140ZM151 127H152V125H151ZM156 127V126H155ZM154 127V128H155ZM220 127V126H219ZM227 127H228V125H227ZM240 127V126H239ZM247 127V126H246ZM80 128V127H79ZM78 128V129H79ZM90 128V127H89ZM93 127H91V129H92ZM111 128V127H110ZM110 128L108 129V130H110ZM122 128H123V126H122ZM121 128V129H122ZM127 128V127H126ZM125 128V129H126ZM142 128V127H141ZM144 128V127H143ZM162 128V127H161ZM165 128H167V127H165ZM164 127H163V130L165 129ZM169 128V127H168ZM251 128H252V126H251ZM27 129V128H26ZM95 129V128H94ZM99 129V128H98ZM106 129V128H105ZM105 129H103V130H105ZM128 129V128H127ZM148 129V128H147ZM151 129H153V128H151ZM237 129V128H236ZM247 129V128H246ZM249 129V128H248ZM25 130V129H24ZM86 130V129H85ZM97 130V129H96ZM102 130V129H101ZM132 131H133V129H131ZM149 130H150V127H149ZM71 131V132H70ZM88 131V130H87ZM90 131V130H89ZM95 131V130H94ZM99 131V130H98ZM106 131V130H105ZM113 131V130H112ZM120 131V130H119ZM118 131V132H119ZM126 131V130H125ZM152 131V130H151ZM182 131H184V130H182ZM223 131V130H222ZM25 132H28V131H25ZM78 132L80 133V131L78 130ZM86 132V131H85ZM109 132V131H108ZM121 132V131H120ZM149 132V131H148ZM160 132V131H159ZM163 132V131H162ZM166 133H167V130L165 131ZM165 132H163V133H165ZM29 133V132H28ZM30 133H32V132H30ZM97 132H95V134H96ZM166 133H165V135H166ZM179 133H181V132H179ZM178 133V134H179ZM218 133V132H217ZM224 133V132H223ZM84 134V133H83ZM94 134V133H93ZM104 134V133H103ZM105 134H106V132H105ZM109 134H111V133H109ZM119 134V133H118ZM118 134L116 135V136H118ZM133 134H135V133H133ZM142 134H144V133H142ZM151 134V133H150ZM152 134H156V133H152ZM160 134V133H159ZM177 134V135H178ZM183 134V133H182ZM225 134V133H224ZM21 135V134H20ZM78 135V134H77ZM112 135V134H111ZM114 135H115V132H114ZM113 135V136H114ZM138 135V134H137ZM157 135H158V133H157ZM161 135V136H160ZM159 136L160 137H162L163 135L162 134H160ZM216 135V134H215ZM221 135V134H220ZM26 136H28L27 134H26ZM79 136V135H78ZM140 136V135H139ZM138 136V137H139ZM169 136V135H168ZM185 136V135H184ZM183 136V137H184ZM188 136H190V135H188ZM217 136V135H216ZM225 136V135H224ZM29 137V136H28ZM111 137V136H110ZM149 137V136H148ZM186 137V136H185ZM213 137V136H212ZM215 137V136H214ZM213 137V138H214ZM220 137H223V136H220ZM226 137V136H225ZM224 137V138H225ZM25 138V137H24ZM42 138V137H41ZM44 138V137H43ZM133 138V140H134V137H132ZM81 139L82 138H79V140L81 141ZM87 139V138H86ZM85 139V140H86ZM95 139V138H94ZM127 139V138H126ZM166 139V138H165ZM164 139V140H165ZM168 139V138H167ZM173 139V138H172ZM183 139V138H182ZM181 139V140H182ZM20 140V139H19ZM22 140V139H21ZM33 140V139H32ZM120 140V139H119ZM123 140V139H122ZM132 140V139H131ZM186 140V139H185ZM184 140V141H185ZM219 140V139H218ZM222 140V139H221ZM23 141V140H22ZM31 141V140H30ZM76 141V140H75ZM79 141V142H80ZM84 141V140H83ZM99 141V140H98ZM126 141V140H125ZM127 141H128V139H127ZM130 141V140H129ZM128 141V142H129ZM171 141V140H170ZM184 141H182V142H184ZM191 141V140H190ZM212 141H214V140H212ZM19 143H20V145L22 144L23 146V149L24 148H26L25 147V144H23L22 142H20V141H18ZM35 142V141H34ZM34 142H30V144H33ZM54 142V141H53ZM105 142V141H104ZM132 142V141H131ZM187 142V141H186ZM185 142V143H186ZM218 142V141H217ZM25 143V142H24ZM36 143V142H35ZM58 142H56V144H57ZM62 143V144H61ZM133 143V142H132ZM135 143V142H134ZM143 143V142H142ZM164 143V142H163ZM181 143V142H180ZM198 143V142H197ZM212 143V142H211ZM29 144V143H28ZM123 144H126L125 142L123 143ZM136 144H137V142H136ZM136 144H134V145H136ZM144 144V143H143ZM159 144V143H158ZM171 144V143H170ZM36 145V144H35ZM41 145V144H40ZM104 145V144H103ZM116 145V144H115ZM131 145V144H130ZM133 145V144H132ZM138 145V144H137ZM136 145V146H137ZM163 145V144H162ZM173 145V144H172ZM184 145V144H183ZM212 145H214V143L212 144ZM219 145H220V143H219ZM219 145H217V146H219ZM222 145V144H221ZM32 146V145H31ZM30 146V147H31ZM37 146V145H36ZM128 146H129V144H128ZM171 146V145H170ZM180 146V145H179ZM197 146V145H196ZM35 147V146H34ZM83 147V146H82ZM85 147V146H84ZM125 147H127V146H125ZM130 147V146H129ZM141 147H143L142 145H141ZM17 148H20V147H17ZM33 148V147H32ZM36 148V147H35ZM86 148V147H85ZM144 148V147H143ZM147 148V147H146ZM179 148V147H178ZM183 148H184V146H183ZM187 148V147H186ZM220 148H221V146H220ZM22 149V150H23ZM38 149H39V146H38ZM90 149V148H89ZM100 149H101V147H100ZM175 149V148H174ZM28 150H30L29 148H28ZM31 150H33V149H31ZM34 150H36V149H34ZM96 150V149H95ZM94 150V151H95ZM128 150H130V149H128ZM133 150V149H132ZM135 150V149H134ZM137 150V149H136ZM135 150V151H136ZM140 150V149H139ZM221 150V149H220ZM84 151H85V149H84ZM83 151V152H84ZM94 151H92V152H94ZM103 151V150H102ZM110 151V150H109ZM113 151V150H112ZM111 151V152H112ZM147 151V150H146ZM151 151V150H150ZM153 151V150H152ZM185 151V150H184ZM188 150H186V152H187ZM200 151V150H199ZM25 152H26V150H25ZM30 152V151H29ZM35 152V151H34ZM82 152V153H83ZM119 152V151H118ZM130 152H131V150H130ZM149 152V151H148ZM154 152H155V150H154ZM189 152V151H188ZM20 153V152H19ZM68 153V152H67ZM98 153V152H97ZM96 153V154H97ZM107 153V152H106ZM114 153V152H113ZM150 153V152H149ZM172 153H174V152H172ZM223 153V152H222ZM30 154V153H29ZM28 154V155H29ZM54 154V153H53ZM93 154V153H92ZM91 154V155H92ZM95 154V153H94ZM109 154H111V153H109ZM118 154V153H117ZM121 154V153H120ZM148 154V153H147ZM162 154V153H161ZM189 154V153H188ZM200 154V153H199ZM224 154V153H223ZM17 155H19L18 153H17ZM20 155H21V153H20ZM23 155V154H22ZM21 155V156H22ZM26 155V154H25ZM24 155V156H25ZM70 155V154H69ZM125 155V154H124ZM124 155H122V156H124ZM131 155H133V153L131 154ZM134 155H135V153H134ZM163 155V154H162ZM231 155H233V154H231ZM105 156H106V154H105ZM137 156V155H136ZM152 156V155H151ZM185 156H186V154H185ZM216 156V155H215ZM16 157H18V156H16ZM20 157V156H19ZM52 157V156H51ZM109 157H111V156H109ZM127 157H129V156H127ZM133 157V156H132ZM190 157V156H189ZM200 157H202V155L200 156ZM204 157V156H203ZM202 157V158H203ZM209 157V156H208ZM102 158V157H101ZM119 158V157H118ZM187 158V157H186ZM95 159V158H94ZM107 159V158H106ZM121 159V158H120ZM123 159V158H122ZM167 159H168V157H167ZM204 159V158H203ZM203 159H201V160H203ZM205 159H207V158H205ZM256 159V158H255ZM61 160V159H60ZM189 160V159H188ZM211 160V159H210ZM213 160V159H212ZM5 161V160H4ZM64 161V160H63ZM105 161V160H104ZM119 161H121V160H119ZM183 161V160H182ZM190 161V160H189ZM62 162V161H61ZM93 162V161H92ZM174 162V161H173ZM184 162V161H183ZM201 162H204V161H201ZM235 162V161H234ZM60 163V162H59ZM66 163V162H65ZM106 163H107V161H106ZM134 163V162H133ZM139 163V162H138ZM164 163V162H163ZM187 163V162H186ZM205 163H206V160H205ZM242 163V162H241ZM109 164H110V162H109ZM142 164V163H141ZM183 164V163H182ZM185 164V163H184ZM203 164V163H202ZM33 165V164H32ZM111 165V164H110ZM110 165H109V167H110ZM159 165V164H158ZM210 165V164H209ZM213 165V164H212ZM211 165V166H212ZM215 165H217L216 163H215ZM234 165V164H233ZM130 166V165H129ZM141 166V165H140ZM160 166V165H159ZM163 166L165 167V165L163 164ZM207 166V165H206ZM146 167V166H145ZM144 167V168H145ZM213 167V166H212ZM108 168V167H107ZM142 168V167H141ZM185 168V167H184ZM218 168V167H217ZM238 168V167H237ZM63 169H65V166L63 167ZM136 169V168H135ZM161 169V168H160ZM215 169V168H214ZM90 170V169H89ZM143 170V169H142ZM62 171V170H61ZM186 171V170H185ZM210 171H212V170H210ZM213 171H215V170H213ZM144 172V171H143ZM151 172H152V170H151ZM191 172V171H190ZM91 173V172H90ZM142 173V172H141ZM210 173H213V172H210ZM93 174H94V172H93ZM92 174V175H93ZM101 174V173H100ZM91 175V174H90ZM96 175V174H95ZM128 175V174H127ZM111 176V175H110ZM109 176V177H110ZM138 176V175H137ZM145 176H146V174H145ZM154 176V175H153ZM115 177H117V175L115 176ZM129 178H130V176H128ZM160 177H162V176H160ZM91 178V177H90ZM139 178V177H138ZM159 178V177H158ZM177 178V177H176ZM217 178V177H216ZM137 179V178H136ZM220 179V178H219ZM223 179V178H222ZM165 180V179H164ZM173 180H175V179H173ZM218 180V179H217ZM124 181V180H123ZM127 181V180H126ZM136 181V180H135ZM141 181V180H140ZM143 181V180H142ZM220 181H221V179H220ZM219 181V182H220ZM225 181H227V180H225ZM89 182V181H88ZM111 182V181H110ZM109 182V183H110ZM123 183H126V182H123ZM128 183V182H127ZM126 183V184H127ZM146 183V182H145ZM201 183V182H200ZM215 183H217V185H218V182H215ZM221 183H222V181H221ZM220 183V184H221ZM87 184V183H86ZM112 184V183H111ZM110 184V185H111ZM114 184V183H113ZM122 184V183H121ZM135 184H136V182H135ZM143 184V183H142ZM88 185V184H87ZM102 185V184H101ZM133 185H134V183H133ZM77 186H81V185H76V187ZM115 185H111V187L110 188H112V187H114ZM132 186V185H131ZM139 186V185H138ZM175 185H173V187H174ZM222 186V185H221ZM88 187V186H87ZM119 187V186H118ZM172 187V186H171ZM101 188V187H100ZM131 188V187H130ZM145 188V187H144ZM126 189V188H125ZM221 189V188H220ZM78 190V189H77ZM88 190V189H87ZM86 190V191H87ZM263 191V190H262ZM79 192H80V190H79ZM88 192V191H87ZM135 192H136V190H135ZM157 192V191H156ZM117 193V192H116ZM123 193V192H122ZM130 193H132V191L130 192ZM174 193V192H173ZM87 194V193H86ZM89 194V193H88ZM91 194V193H90ZM95 194V193H94ZM142 194V195H141ZM92 195H93V193H92ZM115 195V194H114ZM133 195V194H132ZM132 195H130V196H132ZM139 195V194H138ZM140 195L141 196H144L143 195V193H140ZM152 195V194H151ZM170 195H173V194H170ZM174 195H175V193H174ZM173 195V196H174ZM217 195V193L215 194V196ZM88 196H91V195H88ZM120 196V195H119ZM119 196H117V197H119ZM126 196V195H125ZM136 197H137V194L135 195ZM165 196H167V195H165ZM213 196V195H212ZM79 197V196H78ZM85 197V196H84ZM114 197H116V196H114ZM122 197H124V194H123V196ZM129 196L127 195V198H128ZM155 197V196H154ZM162 197V196H161ZM164 197V196H163ZM169 197V196H168ZM75 198H77V196H75ZM87 198V197H86ZM91 198H92V196H91ZM106 198V197H105ZM121 198V197H120ZM119 198V199H120ZM131 198H133V197H131ZM139 198V197H138ZM144 198V197H143ZM158 198H159V196H158ZM7 199V198H6ZM92 199H94V198H92ZM114 199V198H113ZM116 199V198H115ZM122 199V198H121ZM124 199H125V197H124ZM145 199V198H144ZM152 199V198H151ZM155 199H156V197H155ZM160 199H162V198H160ZM159 199V200H160ZM164 199V198H163ZM216 199V198H215ZM2 200H5V199H2ZM78 201H79V199H77ZM127 200V199H126ZM128 200H130V199H128ZM127 200V202H129ZM132 200V199H131ZM148 200V199H147ZM158 200V199H157ZM168 200V199H167ZM170 200V199H169ZM87 201V200H86ZM133 201V200H132ZM136 201V200H135ZM153 202H155L154 200H152ZM151 201V202H152ZM2 202V201H1ZM7 201L5 200V202L4 203H6ZM10 202V201H9ZM84 202V201H83ZM116 202H118V200H116ZM122 202V201H121ZM134 202V201H133ZM141 202V201H140ZM143 202V201H142ZM141 202V203H142ZM149 202V201H148ZM152 202V203H153ZM169 202V201H168ZM176 202V201H175ZM93 204H94V202H92ZM2 204H3V202H2ZM81 204V203H80ZM92 204V205H93ZM118 204V203H117ZM132 204V203H131ZM134 204V203H133ZM136 204H137V202H136ZM146 205H147V203H145ZM158 204V203H157ZM119 205V204H118ZM117 205V206H118ZM149 205H151V204H149ZM156 205V204H155ZM155 205L153 206V207H155ZM159 205V204H158ZM181 205V204H180ZM5 206V205H4ZM11 206H13V205H11ZM82 206H84V205H82ZM86 206H88V204L86 205ZM117 206H115V209H116V207ZM139 206V209H140V205H138ZM142 206H143V204H142ZM157 206V205H156ZM72 207V206H71ZM128 206H127V204H126V208H127ZM132 207H133V205H132ZM134 207H136V206H134ZM148 207V206H147ZM151 207V206H150ZM149 207V208H150ZM5 208H7V207H5ZM13 208V207H12ZM80 208V207H79ZM120 208V207H119ZM183 208V206L181 207V209ZM10 209H11V207H10ZM123 209V208H122ZM122 209H120V211L122 210ZM129 209V208H128ZM138 209V208H137ZM67 210V209H66ZM126 210V209H125ZM134 210V209H133ZM184 209H182V211H183ZM68 211V210H67ZM119 211V210H118ZM129 211H131V210H129ZM139 211V210H138ZM148 211V210H147ZM149 211H151V210H149ZM154 211V210H153ZM62 212V211H61ZM114 212V211H113ZM112 212V213H113ZM132 212H134V211H132ZM144 212H146V211H144ZM125 213V212H124ZM62 214V213H61ZM147 214H149V213H147ZM68 215H70V214H68ZM116 215H118V214H116ZM124 215V214H123ZM134 215H136V214H134ZM99 216V215H98ZM114 217H115V215H113ZM137 216V215H136ZM140 216V215H139ZM118 217V216H117ZM122 217V216H121ZM126 217H127V215H126ZM143 217V216H142ZM145 217V216H144ZM125 218V217H124ZM129 218V217H128ZM127 218V219H128ZM148 218V217H147ZM119 219H121V218H119ZM122 219H123V217H122ZM132 219V218H131ZM62 221V220H61ZM69 221V220H68ZM127 221V220H126ZM147 221V220H146ZM178 221V220H177ZM144 222V221H143ZM179 222V221H178ZM148 224H150V222L148 223ZM120 225V224H119ZM145 225V224H144ZM134 226H135V228L137 227V224L135 225L134 224ZM23 228V227H22ZM120 228V227H119ZM139 228H141V227H139ZM60 229V228H59ZM128 229V228H127ZM137 229V228H136ZM135 229V230H136ZM142 229V228H141ZM23 230H25V229H23ZM33 230V229H32ZM124 230H126V229H124ZM145 230V229H144ZM143 230V231H144ZM26 231V230H25ZM131 231V230H130ZM31 232V231H30ZM100 232V231H99ZM123 233V232H122ZM126 233V232H125ZM28 234V233H27ZM128 234V233H127ZM138 234H139V231H138ZM131 235V234H130ZM142 235V234H141ZM5 236V235H4ZM57 236H60L59 234L57 235ZM15 237V236H14ZM21 237V236H20ZM2 238H4V237H2ZM139 238V237H138ZM7 239H9V237L7 238ZM25 239V238H24ZM124 239V238H123ZM135 239V238H134ZM28 240V239H27ZM132 240V239H131ZM131 240H130V242H131ZM5 241V240H4ZM125 241V240H124ZM135 241V240H134ZM139 241V240H138ZM137 241V242H138ZM2 242H3V240H2ZM1 242V243H2ZM16 242V241H15ZM24 242V241H23ZM134 243V242H133ZM13 244V243H12ZM25 244H27V243H25ZM24 244V245H25ZM129 244V243H128ZM5 245H7V242H6V244H4V247H5ZM118 245V244H117ZM122 245H126V242H124V244H122ZM130 246V245H129ZM128 246V247H129ZM136 246H137V244H136ZM17 247L19 248V246H18V244H17ZM23 247V246H22ZM28 248V247H27ZM26 248V249H27ZM115 249V247H112L111 248V250H114ZM5 249V248H4ZM14 249V248H13ZM7 250V249H6ZM18 250V249H17ZM20 250V249H19ZM117 250V249H116ZM131 250H132V248H131ZM0 251H2V250H0ZM26 250L24 249V252H25ZM27 251H28V249H27ZM13 252H14V250H13ZM29 252V251H28ZM28 252L26 253V254H28ZM32 252V251H31ZM112 252V251H111ZM14 253H16V252H14ZM14 253H12V254H14ZM25 253L23 254V256L24 257H26L25 256ZM114 252H112L111 254H113ZM19 254L21 255V253H18V255L17 256H19ZM115 254V253H114ZM114 254H113V256H114ZM120 254V253H119ZM7 255V254H6ZM116 255H118V253L116 254ZM4 256V255H3ZM1 257V258H4V257ZM13 256V255H12ZM12 256H10V257H12ZM31 256V255H30ZM35 256H36V254H35ZM124 256V255H123ZM20 257V256H19ZM122 257V256H121ZM13 258V257H12ZM17 258V257H16ZM119 258V257H118ZM114 259V258H113ZM120 259V258H119ZM228 259V258H227ZM5 260V259H4ZM7 260V259H6ZM21 261L22 259H16V261ZM29 260V259H28ZM110 260H112V259H110ZM109 260V261H110ZM0 261H1V259H0ZM3 261V260H2ZM18 261V262H19ZM36 261V260H35ZM109 261H108V263H109ZM120 261H121V259H120ZM229 261V260H228ZM29 262V261H28ZM242 262V261H241ZM2 263V262H1ZM7 263V262H6ZM9 263V262H8ZM7 263V264H8ZM112 263V262H111ZM18 264V263H17ZM115 264H117V263H115ZM130 264H132V263H130Z\"/></svg>",
	"mask_w": 264,
	"mask_h": 264
}]
</instances>
